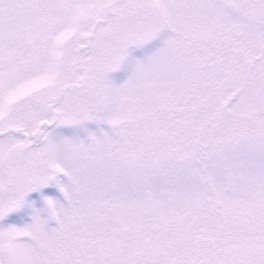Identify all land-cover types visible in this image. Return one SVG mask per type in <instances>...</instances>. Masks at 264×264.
<instances>
[{
  "label": "snow or ice",
  "instance_id": "1",
  "mask_svg": "<svg viewBox=\"0 0 264 264\" xmlns=\"http://www.w3.org/2000/svg\"><path fill=\"white\" fill-rule=\"evenodd\" d=\"M0 264H264V0H0Z\"/></svg>",
  "mask_w": 264,
  "mask_h": 264
}]
</instances>
